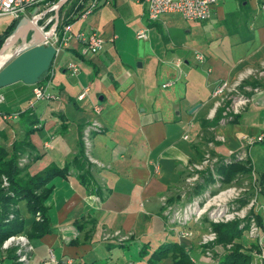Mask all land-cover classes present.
I'll return each mask as SVG.
<instances>
[{
	"label": "crops",
	"instance_id": "0c3cea01",
	"mask_svg": "<svg viewBox=\"0 0 264 264\" xmlns=\"http://www.w3.org/2000/svg\"><path fill=\"white\" fill-rule=\"evenodd\" d=\"M77 20L74 33L93 31L105 43L100 52L76 56L79 46L72 41L58 54L39 82L54 100L40 101L31 109L34 85L19 82L0 89V145L11 147L14 140H24L32 119L36 131L27 139L32 147L25 154L31 160L29 173L51 164L69 167L66 178L52 182L47 201L51 232L30 241L34 250L29 264H43L49 251L58 261L117 264L142 244L152 251L169 242L193 253L189 240L183 245L166 234L161 199L187 194L186 170L207 143L226 156L240 147L241 133L258 130L262 110L255 104L222 122L223 110L216 105L223 96L213 92L221 82L238 84L235 92H241L245 81V91L260 89L252 95L255 99L264 95L251 78L264 65V0H216L210 19L203 22L185 21L178 14L150 22L140 0H103L81 19L82 27L74 29ZM143 30L147 39L138 40L136 34ZM195 53L204 57L202 63ZM176 60L182 63L179 68ZM72 63L79 67L76 75L69 70ZM167 83L171 85L163 88ZM84 89L88 94L78 101ZM94 105L101 108L97 116ZM27 110L30 119L22 114ZM219 111L220 121L209 125ZM234 116L237 119L228 124ZM94 117L101 129L91 133V160L85 166L91 184L84 187L75 158L81 151V133ZM82 218L96 221L93 236L88 243L69 245L83 238L74 227ZM122 238H131L129 247H116ZM138 251V262L125 264H147ZM12 262L0 249V264Z\"/></svg>",
	"mask_w": 264,
	"mask_h": 264
},
{
	"label": "rangeland",
	"instance_id": "374dc122",
	"mask_svg": "<svg viewBox=\"0 0 264 264\" xmlns=\"http://www.w3.org/2000/svg\"><path fill=\"white\" fill-rule=\"evenodd\" d=\"M74 2L66 6L62 12V16L70 10ZM48 8L50 7L47 6L42 8L40 13H43ZM31 11L32 10L28 11V14H30ZM60 16L59 12L57 26H59L62 21ZM52 18L53 13L48 12L38 22V25L40 27L45 26V31H48L54 24V19ZM9 21L10 20L6 18L0 19V32L7 27ZM84 23V20H77L74 29L81 28ZM251 78H254V86L258 85L264 89V65L259 66L254 73H251ZM247 85L248 84L244 81L239 89L241 92L234 93V97H237L236 95H241L240 97L238 96L239 99H247L243 101L239 112L248 111L252 104H255L258 110H262L256 122L259 127L258 130H256V132L251 130L241 133L239 137L240 147L233 150L239 151V155H237L236 159L232 162L239 163L243 166L245 165L247 171L238 173L231 181L228 183L225 182L223 176L217 172L220 165L214 164V166H212L213 169H210L214 159H219V161H221L224 156L214 151L213 144L207 143L202 149L200 158L194 162L200 163L207 157L209 162L207 167L200 172H194L189 168L186 170L188 175L184 181V188L187 190V194L183 193L172 199H161L163 208L161 218L165 224V232L166 234L172 233V236L178 238L183 245L186 243V240L190 241L187 246L191 245L194 248L193 253L191 251L189 252L183 246L182 247L190 254V260L193 264H200V261L202 264H217L218 256L226 250L233 248L231 244L221 245L216 243L217 234L213 231L212 225L235 221H238L240 228L244 229L241 242L243 244V250L251 256L250 264H260V260L257 257V252L259 251L258 239L255 236L249 235V226L251 223H255L260 234L262 233L261 235H264V150L263 146L260 145L264 138V95L255 99L252 95L261 92L260 89H256L257 91H253L254 89L252 91H245ZM233 101L235 102V98L226 101L227 104H225V107L232 106ZM6 106L7 103L4 104L2 108ZM228 124H233V121ZM258 137H260L261 140L255 141ZM248 139L254 140L253 144H248ZM6 148L9 150L10 146L7 145ZM251 148L253 149L251 150ZM22 158L25 159V163L23 166L19 165V167L23 169V174H25L26 172H30L28 168L31 164V160L30 157L25 154L19 156V160ZM247 160H250L251 166L247 164ZM191 165L188 167H191ZM206 172H210L212 181H209V177L207 178L205 174ZM199 184L205 188L204 191L198 194L194 193ZM1 187L4 189H8L9 187L5 178H2ZM223 192L225 195L222 196L221 193L223 194ZM216 197L218 198L216 199ZM18 206L20 205L16 206L17 209ZM9 218L12 219L13 215H10ZM206 237L212 239L204 241ZM97 239L100 240V238ZM124 240L126 239H120V241ZM253 245L255 247H253ZM14 249L16 251V248ZM137 251L134 249L130 253H125L124 256L118 259L117 264H125L126 261L138 262ZM165 264H169V260H167Z\"/></svg>",
	"mask_w": 264,
	"mask_h": 264
},
{
	"label": "trees",
	"instance_id": "16d2710c",
	"mask_svg": "<svg viewBox=\"0 0 264 264\" xmlns=\"http://www.w3.org/2000/svg\"><path fill=\"white\" fill-rule=\"evenodd\" d=\"M57 1L58 0H52L49 7L54 5ZM73 2L74 4L70 10L62 16V12L66 6ZM76 4L77 0H69L61 8L60 17L62 18V21L60 25L57 26L58 32L61 30L62 25L74 22L79 16L82 6L79 5L76 8ZM99 6H97V8ZM18 21L19 20L12 21L0 33V48L4 41L14 31ZM74 53L76 56H81L79 52ZM22 114L30 119L28 110ZM237 117L238 116L233 117V122L237 119ZM220 118L221 115L219 111L213 120L208 124L216 125ZM34 125L35 121L30 119L31 127L25 131V139L22 141L14 140L9 150L0 145V247L8 238L12 236L25 235L29 241H31L41 239L45 235L50 234L49 211L51 207L46 203L53 192L52 182L57 178L64 179L68 175V166L61 169L53 164L36 173L31 174L26 172L23 174V169L20 168L18 164L19 156L26 154V152L32 147L27 139L30 134L36 131L33 127ZM80 145V154L75 158L78 170L80 171L79 181L84 187H90L91 180L89 170L85 168L86 163L88 164V160L84 154L81 140ZM260 145L263 146L264 150V138L262 139ZM247 164L250 165V160H247ZM218 165L220 166L217 169V172L223 176L224 181L227 183L231 181L236 174L247 171L245 169V165L243 166L235 162L227 164L226 166L223 163H219ZM205 174L207 178L209 177V181H212L210 172H206ZM2 178L7 180L9 184L8 189L1 187ZM204 189L205 188L199 184L197 185L194 193L198 194L203 192ZM95 192L100 194L98 189H96ZM21 203H23L22 208L18 206L17 209L16 206ZM10 215H13L12 219L9 218ZM95 225L96 221L92 218H82L80 220H76L74 222L75 229L79 232H83L84 235L81 240L75 239L70 241L69 245L88 243L93 236ZM239 225L238 221L212 225L213 231L217 234L216 243L221 245L231 244L233 247L218 256L217 264H250L251 256L243 250V244L241 242L244 229L240 228ZM130 240L131 238H129V240L119 242L116 244V247L125 249L129 247ZM253 247L255 246L253 245ZM6 254L7 257L13 261L12 264H20L16 262L17 256L15 255L14 248L8 249ZM138 255L139 258L145 259L147 264H165L167 260H169V264H193L190 260V254L176 242L161 244L152 251L149 250L148 244H142L138 251ZM90 264L102 263L94 261Z\"/></svg>",
	"mask_w": 264,
	"mask_h": 264
},
{
	"label": "built area",
	"instance_id": "2783aa9c",
	"mask_svg": "<svg viewBox=\"0 0 264 264\" xmlns=\"http://www.w3.org/2000/svg\"><path fill=\"white\" fill-rule=\"evenodd\" d=\"M142 5L145 8L147 20L150 22L157 21L161 16L165 14H178L185 21L192 22H203L207 21L211 17V12L213 6L216 4V0H140ZM52 0H0V19L9 18L12 21L19 20L22 17H27L29 19L32 18L31 13L28 14L30 10L37 8L40 13L41 9L44 7H49ZM107 2V1H105ZM103 0H77L76 8L80 5L82 6L81 11L79 12V16L77 19H85L89 16L94 9L97 8ZM77 15V14H75ZM75 17V16H73ZM62 19V18H61ZM76 19V20H77ZM73 22L62 25L61 30L58 32L57 28L53 34V36L46 40L45 45H51L55 49V58L58 56L60 52H62L65 48L69 46V44L74 41L79 46V54L81 56H85L86 54L92 52H100L104 45V40L100 38L95 32L91 31L89 33H84L79 31L77 33L73 32ZM136 38L138 40H146L147 34L146 32L140 31L136 34ZM195 58L198 62L202 63L204 61V57L199 54H194ZM181 61L176 60L174 62V66L179 68L181 66ZM69 70L72 75H76L79 72V67L76 63H72L69 65ZM171 84L167 83L162 87H169ZM238 84L230 86L227 82L219 83L213 92V96L222 95L223 97L216 105V109L222 108V122L230 121L232 119L231 115L239 114V109L242 106L243 101L247 100L245 98L239 99L241 95H236L234 97L235 89ZM257 91V90H254ZM88 94V89H84L81 94L77 97L78 101H82L85 99ZM239 96V97H238ZM235 98V102L233 101L232 106L225 107L226 101H230ZM55 99V96L48 91V88L45 84L37 83L34 85L32 90V100L29 102V108L33 109L35 104L40 101H52ZM4 101L3 95L0 94V104ZM241 101V102H240ZM101 108L98 105H94L92 108V112L95 116L99 115ZM16 117V115L14 116ZM3 120H8L9 116L1 115ZM101 129V126L97 120V118H92L89 125L86 126L82 131V144L85 152V156L88 160H91L90 151H91V133L98 132ZM186 139V136L184 137ZM261 138L258 137L255 141H260ZM251 141V142H250ZM252 139H248V144H253ZM45 148H50L48 144H45ZM239 155V151L230 150L226 156L222 158L221 161L219 159H214L213 164L210 166V169H213L212 166L214 164L223 163L225 165L234 161ZM25 163V159L22 158L19 160V165L23 166ZM209 164L208 158L203 159L200 163H194L191 167H188L194 172H200ZM197 177V176H196ZM221 195H225L221 193ZM220 197V196H219ZM218 197H216L217 199ZM262 234V233H261ZM258 227L255 223H251L249 226V235L255 236L258 239V248L257 257L260 260V264H264V235H261ZM212 238L206 237V240H211ZM66 240V239H64ZM10 248H16V262L20 264H29L30 261V253L33 251V247L29 241V239L25 235L12 236L8 238L0 247L2 251H7ZM43 264H76L75 261L71 258L58 261L53 252L49 251V255L46 261Z\"/></svg>",
	"mask_w": 264,
	"mask_h": 264
},
{
	"label": "water",
	"instance_id": "95a60500",
	"mask_svg": "<svg viewBox=\"0 0 264 264\" xmlns=\"http://www.w3.org/2000/svg\"><path fill=\"white\" fill-rule=\"evenodd\" d=\"M68 1L58 0L40 14L34 8L31 19L25 16L19 19L14 31L0 48V55L6 49H13L10 58L0 67V89L19 82L33 86L49 72L55 59V49L45 43L53 36L58 25L59 12ZM48 12L53 13L54 24L45 31V26L40 27L38 22Z\"/></svg>",
	"mask_w": 264,
	"mask_h": 264
},
{
	"label": "bare ground",
	"instance_id": "6f19581e",
	"mask_svg": "<svg viewBox=\"0 0 264 264\" xmlns=\"http://www.w3.org/2000/svg\"><path fill=\"white\" fill-rule=\"evenodd\" d=\"M12 53H13V49L9 48L6 49L4 53L0 55V67L10 58Z\"/></svg>",
	"mask_w": 264,
	"mask_h": 264
}]
</instances>
